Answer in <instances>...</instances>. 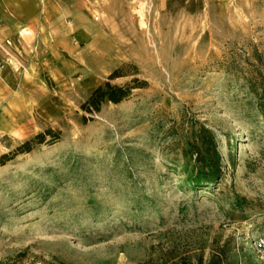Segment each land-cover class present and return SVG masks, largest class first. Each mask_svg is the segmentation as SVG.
Here are the masks:
<instances>
[{
	"label": "rangeland",
	"instance_id": "obj_1",
	"mask_svg": "<svg viewBox=\"0 0 264 264\" xmlns=\"http://www.w3.org/2000/svg\"><path fill=\"white\" fill-rule=\"evenodd\" d=\"M48 2L35 47L0 39V264H264V0ZM107 80L129 93L83 107Z\"/></svg>",
	"mask_w": 264,
	"mask_h": 264
},
{
	"label": "trees",
	"instance_id": "obj_2",
	"mask_svg": "<svg viewBox=\"0 0 264 264\" xmlns=\"http://www.w3.org/2000/svg\"><path fill=\"white\" fill-rule=\"evenodd\" d=\"M117 72V69L111 76ZM135 84L134 86H139ZM260 90L257 92L258 105L264 115V82L259 84ZM130 91L129 86L111 84L108 80L103 84L98 85L93 89L88 99L83 102L82 106L89 108L90 106L98 109L102 100L108 99L113 102L120 101ZM51 133V129H46L44 132H38L32 139L25 140L19 144L16 151H27L29 143L32 140L41 142L44 133ZM179 141L183 139L181 151L184 155L192 158L194 173L192 175V183L195 184H211L220 178L222 173V160L220 152L217 148L213 132L203 123L191 121L185 133L181 132ZM3 154L1 157H4ZM219 253H212L207 258L198 255L193 262L187 260V264H223V256ZM223 255V254H222ZM59 264H64L59 262ZM168 264H182L178 261H171ZM186 264V263H185Z\"/></svg>",
	"mask_w": 264,
	"mask_h": 264
},
{
	"label": "crops",
	"instance_id": "obj_3",
	"mask_svg": "<svg viewBox=\"0 0 264 264\" xmlns=\"http://www.w3.org/2000/svg\"><path fill=\"white\" fill-rule=\"evenodd\" d=\"M41 1L45 5L53 0H0V39L12 43V48L19 46L22 40L27 42L26 46L35 47L45 31L43 23H39L44 15V12L38 13V3ZM2 45L5 48L10 46Z\"/></svg>",
	"mask_w": 264,
	"mask_h": 264
}]
</instances>
